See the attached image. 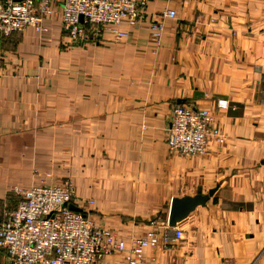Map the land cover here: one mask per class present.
Returning a JSON list of instances; mask_svg holds the SVG:
<instances>
[{
	"label": "crops",
	"instance_id": "crops-1",
	"mask_svg": "<svg viewBox=\"0 0 264 264\" xmlns=\"http://www.w3.org/2000/svg\"><path fill=\"white\" fill-rule=\"evenodd\" d=\"M169 9L176 19H162ZM49 23L44 36L0 37V221L18 204L13 187L69 179L130 246L154 230L172 237V200L218 187L177 226L184 239L148 249L145 264H264V0H152L120 43L74 46ZM177 105L208 110L225 142L211 138L203 156L171 150Z\"/></svg>",
	"mask_w": 264,
	"mask_h": 264
},
{
	"label": "built area",
	"instance_id": "built-area-1",
	"mask_svg": "<svg viewBox=\"0 0 264 264\" xmlns=\"http://www.w3.org/2000/svg\"><path fill=\"white\" fill-rule=\"evenodd\" d=\"M152 0H0V37H10L32 29L44 36L50 33V23L58 18L65 37L75 44L93 43L104 34L115 42L127 39L121 30L126 23L135 26ZM170 1V0H165ZM176 19L169 9L162 19ZM158 36L163 24H152ZM218 108L226 110L228 100H219ZM215 118L204 108L177 105L172 112L168 144L184 157L203 156L211 138L219 143L225 136L214 126ZM19 200L0 221V250L10 264H107V258L122 254L127 264H145L148 249L167 247L170 241L184 239L179 227L161 237L151 231L134 239L130 246L118 236L98 225L90 217L92 201L83 202L71 180L49 183L40 179L31 188L13 187ZM74 205L81 211H73Z\"/></svg>",
	"mask_w": 264,
	"mask_h": 264
},
{
	"label": "water",
	"instance_id": "water-1",
	"mask_svg": "<svg viewBox=\"0 0 264 264\" xmlns=\"http://www.w3.org/2000/svg\"><path fill=\"white\" fill-rule=\"evenodd\" d=\"M218 187L211 189L207 194H198L195 196H185L174 198L169 211L168 225L170 228H176L180 223L185 221L199 207H206L208 202L217 192ZM73 211L81 210L74 205L70 206Z\"/></svg>",
	"mask_w": 264,
	"mask_h": 264
},
{
	"label": "rangeland",
	"instance_id": "rangeland-1",
	"mask_svg": "<svg viewBox=\"0 0 264 264\" xmlns=\"http://www.w3.org/2000/svg\"><path fill=\"white\" fill-rule=\"evenodd\" d=\"M52 25L59 26L58 18H55V21L53 22ZM21 34H22V33H21ZM63 36H64V35H63ZM98 38H99V37H98ZM92 44L97 45V39H96V41L93 42ZM74 46H84V45H83V44H75ZM58 48H59L62 52H63V51L65 52V50H67L68 47H66L65 45L60 44Z\"/></svg>",
	"mask_w": 264,
	"mask_h": 264
},
{
	"label": "trees",
	"instance_id": "trees-1",
	"mask_svg": "<svg viewBox=\"0 0 264 264\" xmlns=\"http://www.w3.org/2000/svg\"><path fill=\"white\" fill-rule=\"evenodd\" d=\"M11 37V36H10ZM2 38V37H1Z\"/></svg>",
	"mask_w": 264,
	"mask_h": 264
}]
</instances>
